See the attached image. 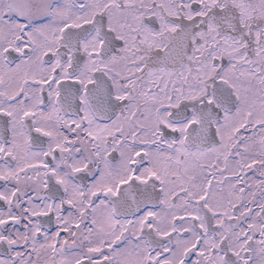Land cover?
<instances>
[{
  "label": "snow or ice",
  "instance_id": "1",
  "mask_svg": "<svg viewBox=\"0 0 264 264\" xmlns=\"http://www.w3.org/2000/svg\"><path fill=\"white\" fill-rule=\"evenodd\" d=\"M0 264H264V0H0Z\"/></svg>",
  "mask_w": 264,
  "mask_h": 264
}]
</instances>
